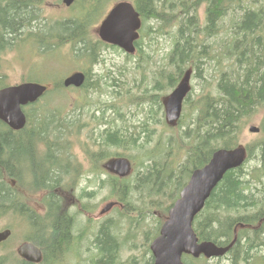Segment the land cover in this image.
Returning <instances> with one entry per match:
<instances>
[{
  "label": "trees",
  "instance_id": "16d2710c",
  "mask_svg": "<svg viewBox=\"0 0 264 264\" xmlns=\"http://www.w3.org/2000/svg\"><path fill=\"white\" fill-rule=\"evenodd\" d=\"M98 1L78 0L74 12H71L72 15L56 21L53 25L55 29L52 28L53 31L50 34L55 37L49 44L50 48L46 49L70 44L71 57L90 65L99 62L103 48L117 50L101 42L89 30L91 25L97 23L101 14L93 15L89 22L85 20V16L97 6ZM130 1L140 13L143 22L141 36L135 42L137 49L135 56L138 58L149 59V55L143 50L142 38L146 33L148 20L156 21L155 30L158 34L167 32L165 28H173L172 48L168 53L167 63L169 62L175 71L166 75L167 85L153 78L155 80L153 89L157 91L169 89L179 80L186 67H192L197 78L206 83L207 79L202 69L206 61H213L216 58L214 62L219 65L221 59V63L225 62L226 66L215 82L216 94L203 96L196 109V117L190 118L182 129H180L181 126L171 127V135L167 136L164 142L158 140L153 147L148 146L154 133L153 129H149L148 119L140 122L141 126L137 131L129 132L123 123L121 127H113L114 119L109 118L107 120L109 127L99 131V134L97 131L96 139L99 140L97 142L92 140V147L99 148L96 151L92 150L91 160L94 167L96 162L99 163L98 158L111 157L110 148L117 147L123 150H134L135 154H128L129 158L133 159L138 168H147L148 171L135 172L132 180H119L108 174L107 180L99 181L101 185L105 183L111 196L115 194L117 197L119 193L124 206L122 210H116L117 219L112 224L117 227L119 220L123 219L127 223L128 234L122 241L118 240L117 235H114L110 226L106 224L110 221L105 222L104 228L101 227L96 233L94 232L93 245L96 251L92 249L86 252L89 255L94 252L95 256L91 264H120L118 253L121 243L131 236L136 237L139 229L142 230L141 235L146 243L144 250L149 254L145 264H152L153 258L148 245L158 234L162 216L166 214L179 189L186 183L185 179H188L194 168L203 166L216 148L235 146L239 142V132L248 119L253 114L264 110V0ZM42 2L43 0H0V57L2 50L17 48L22 42L23 34L34 38L38 49L47 51L42 48L44 41L40 39L44 36L41 33L52 26L49 25L45 29L42 24L36 26L32 24L39 18L36 12ZM201 8L203 18L200 23L197 12ZM227 14L235 15L220 37L217 35L218 31L223 29L220 22ZM149 28L148 25L147 33L150 31ZM200 34L203 35V39L215 36V39L219 37V40L209 45L200 37ZM130 57L127 56V58ZM1 67L0 61V70ZM85 71L86 81L81 87L84 94L81 101L75 102L71 107H51L44 100L39 99L25 107L27 123L23 129L11 131L0 121V215L18 211V215L24 214L22 217L27 219L32 227L37 225L39 230L34 231L33 236L42 247L45 258L55 259L50 264L56 262L59 256L57 254L59 245L79 250L80 245L83 244V239L77 240L78 243L75 246L70 245V242L66 244L70 223L60 214V200L54 191L57 186L62 188L63 185H69L74 180L72 175L76 172L74 168L77 163L71 153L70 138L73 133H77L83 127L80 119L81 109L88 106L87 110H92L93 113L98 112V116L94 114L93 118L105 123L104 110L114 109L117 119L120 120L124 116L121 112L122 108L115 103L105 106V102L101 100L98 103L89 102L88 89H96L98 86L90 84L92 73L89 69ZM3 77L4 74L0 72V83ZM112 80L113 82L109 85L114 87L111 93L118 99V96L124 93L119 88L115 93L114 84L120 87L123 81L115 77ZM53 88L60 91L63 86L60 81H57L54 82ZM46 93L47 95L58 94L55 91ZM149 97L158 99L159 95L151 93ZM154 101L157 106L153 107L155 102L151 106L150 119L158 123L161 120L157 115L162 106L159 100ZM75 111L76 119L72 121L70 115ZM122 121L125 123L124 119ZM162 124L165 125L164 122ZM164 128L169 129L165 126ZM259 132L263 134L259 141L245 144L247 153L242 166L224 174L193 223L199 239L211 240L217 245L228 244L233 236L234 226L240 223L243 225L237 230V239L228 252L231 255L230 264H250L253 258L256 261L264 260V252L261 253V249H264V224L262 223L264 221V171L261 172L259 169L255 173V170L253 171L254 174L251 177H256L254 179L257 181L254 186L253 181L246 178L250 174L243 171L244 165L249 163L252 157L260 156L261 161L264 160V117ZM141 139H143L142 142L139 141ZM29 152L30 155H28ZM180 161L184 163L177 167L176 163ZM146 162L148 164H142ZM258 162L260 161L256 160L254 167H258ZM26 167L28 170L25 171ZM184 173L186 178H181ZM24 175L26 180H23ZM10 179L16 182V187L9 185ZM121 183H132L135 189L129 192H138L139 198L140 195L141 198L144 197V193L147 197L153 194L160 195V203L154 205L157 218L151 226L144 219L149 214L154 217V213L151 212L154 206L152 205L150 209V205H146L143 200H140L143 203L141 206L136 205V200L127 194L128 187L119 185ZM144 184L147 185L143 188ZM19 185H26L25 190L17 187ZM147 186L149 190L146 192ZM39 190L45 192L39 200L46 208L42 216L27 205L31 195L36 196ZM83 193L88 198L93 197L94 191L83 190ZM128 197L134 201V206L128 202ZM258 224L262 231L256 228ZM249 232H253L254 235L250 236ZM260 232L262 236L258 237ZM10 260L12 264H30L17 258L13 253L2 255L0 264H11ZM124 262L135 264V257Z\"/></svg>",
  "mask_w": 264,
  "mask_h": 264
},
{
  "label": "rangeland",
  "instance_id": "374dc122",
  "mask_svg": "<svg viewBox=\"0 0 264 264\" xmlns=\"http://www.w3.org/2000/svg\"><path fill=\"white\" fill-rule=\"evenodd\" d=\"M120 0H108L107 3L105 0H99L96 7H94L86 16L85 20L86 22L90 21L92 16H98L99 14H102V16L99 18L97 24L95 22V25H91L89 27V30L91 33L96 34V26L99 24L100 20L104 17L107 10L110 9L113 4L118 2ZM75 5V4H74ZM76 6V5H75ZM74 7V6H73ZM64 7L60 0H43L42 4L40 5V8L37 10L36 13H38L39 18L35 20L32 24L33 26L42 24L43 28L47 29L49 25L52 27L47 29L46 32H42L41 35L44 36L40 40L44 41L42 44L43 49L50 48L49 44L52 43L54 35H51L52 28L55 29V26H53L56 21L66 18L71 14V12H74L75 8L73 9ZM199 15V22H202L203 18V10L202 8L197 12ZM237 14V12H236ZM37 15V14H36ZM235 14H227L222 21L220 22L221 27L223 29H220L217 33L218 36H222V33L228 28L229 22L231 18L234 17ZM148 25L150 26L149 32L147 33ZM146 33L143 36V50L146 51V53L149 55V59L143 60L144 58H138V56H135L136 54L131 55L130 58H127L126 54L115 49L111 48H103L101 51V57L98 63L95 65L90 66L89 63L85 61H76L74 59H71L69 56H71L70 52V44H62L59 47H56L54 49H46L47 51H42L37 48L35 39L31 38L27 35L23 36L19 46L15 50H2L1 51V57L0 61L2 64L0 72L4 74L3 82L0 83V85H7V84H13L20 82L23 78L29 81H39L43 82L44 84L50 86L52 90L49 91H55V93L58 94H49L42 98L45 103H48V106L51 107H64L68 108L71 107L72 104H75V102L81 101L82 95L84 94L83 90H74L70 88H63L60 91L53 88L54 82H57L64 78V76L70 74L71 71L74 70H86L91 69L92 75L90 78V84L98 86L96 89H88V100L89 102L98 103L100 100L104 101L105 106H108L109 104L115 103L116 106H118L121 109V112L124 114L122 120L124 119L125 123L117 119V116L115 115L114 109L111 110H104V114L106 117V120L111 118L114 119L113 127H121V124L123 123L124 126H127V129L129 132L131 131H137L140 128V122L148 119L149 129H153L154 133L152 135V139L150 140V144L148 143V146L153 147L156 142L162 141L164 142L167 138V136L171 135L170 129H165L163 124L161 122L154 123L152 119H150V110L151 106H153V103L155 102L154 97L148 98L151 93L153 92L155 94L159 95V98L161 96H165L170 92V88H165L162 91H157L156 89H153V82L152 78L155 71H163V74H166V72H173L175 71L173 67L168 66L167 63V56L169 51L172 47V29L173 28H165L167 29V32L164 31L156 32V26L157 23L155 20L151 19L146 22ZM42 28V29H43ZM95 28V32H94ZM44 30V29H43ZM201 38L203 39V35L200 34ZM10 38V37H9ZM203 40H206V42L209 45H213L214 42L219 40V37H217V40L214 37H207ZM13 43V41H11ZM218 48V47H217ZM219 49V48H218ZM5 51V52H4ZM4 52V53H3ZM216 59V58H215ZM213 59V61H206L202 65L203 69V75H205V78L207 79V82L205 83L200 78H197L196 74H194V78L192 80L193 84V92L189 98L188 103V116L190 118L196 117V109L198 102L202 100L203 96L206 94L209 95H215V89L212 88L215 81L217 80L219 73L221 70L224 69L226 66L225 62L221 63L222 60L220 59L219 65L216 64ZM217 60V59H216ZM217 62V61H216ZM219 62V61H218ZM217 62V63H218ZM221 64V68H220ZM118 78L123 81L122 86L116 87L114 89V92L116 93L117 88L121 89L124 94L121 96L113 95L111 93L112 88L109 86L113 80L112 78ZM161 94V95H160ZM90 106V105H89ZM156 108V105L153 106ZM88 108V106H86ZM86 108L81 109L80 119L81 122H83V127L77 132L73 133L70 139V147L72 155L79 160L80 163H85V158H89V156H92V150H99V148H93L92 147V140L97 142L99 139L96 137L98 135L97 131L100 129L103 130V128H108L109 125H107V122L105 124H101L93 118L94 114L92 110H87ZM187 111V110H186ZM66 113V112H65ZM77 115V112L75 111L71 116L72 121H75V117ZM96 115V114H95ZM160 117V120H164L162 110H159L158 115ZM104 117V118H105ZM264 117V110L259 111L251 116V118L248 119V121L244 124L243 129L239 132L238 141L241 144H252L256 141H259L258 139H261L263 137V134L261 132L258 133H252L248 130V127L250 125H256L260 127L261 121ZM93 118V119H92ZM185 122L180 129H182L184 126H186ZM99 134V132H98ZM96 135V136H95ZM160 136V138H159ZM140 142L143 141V139L139 140ZM146 147V146H145ZM87 151V152H86ZM110 151L112 154L114 153H124V156H128V154H135L134 150H123L118 149L117 147L110 148ZM141 153V151H140ZM26 155V154H24ZM30 155V152L29 154ZM113 156V155H112ZM155 160V158H153ZM185 159V158H184ZM132 161L134 168H136L133 172H139V173H145L148 171L147 168H138L137 164H134L133 159L130 158ZM258 162V167H254V163ZM145 161V160H142ZM156 161V160H155ZM264 161V160H263ZM261 161L260 156L259 157H252L250 159V162L246 163L244 165L243 171L248 172L250 175H247V179L250 178L253 182V186L257 183V181L254 179L256 177H251L256 172L257 169H259L261 172L264 171V162ZM88 162V161H87ZM263 162V163H262ZM184 162L180 161L176 163V166L179 167ZM142 164H148L142 163ZM73 166V165H72ZM242 166V165H241ZM75 167L80 168L79 165H75ZM28 170V167L25 168V171ZM80 170L83 172L84 169L80 168ZM255 170V171H254ZM254 171V173H253ZM251 172V173H250ZM131 174V175H132ZM130 175V176H131ZM160 176V175H159ZM83 178V176H82ZM181 178H186V175L181 176ZM26 180V177L24 175L23 180ZM132 180V179H131ZM184 180V179H183ZM187 180L185 179V182ZM75 183H71V185H74ZM148 184V183H147ZM144 184L143 188L147 185ZM63 185V183H61ZM119 185L127 186L125 183H121ZM64 186V185H63ZM130 186H133L131 183ZM26 186L23 185V188ZM121 187V186H120ZM257 187H259V184H257ZM129 188V187H128ZM149 190V186L145 188V191L147 192ZM255 191V189H254ZM256 192V191H255ZM128 196L133 198L136 205L143 204V200L146 205L154 206L158 205L159 200L161 199L160 195L156 196L153 194V196L147 197V195L144 193V197L139 198L138 192H128ZM36 199V198H35ZM110 199L108 188H97L94 192V195L91 199V205L93 208H97L98 205L102 204L105 200ZM167 201V200H166ZM153 204H152V203ZM29 205H31L34 210L42 214L43 213V207L40 202L36 203L35 201L28 202ZM155 206L152 208L154 209ZM17 213H5L0 215V229H3L5 227H9L12 229V235L11 237L0 247V257L2 255H8L11 254L12 250L14 251V248L25 240V237H31L35 233L34 231H38L39 227L35 225L34 227L30 226L29 224L26 225V220L22 217L23 215H18ZM116 209L110 210L107 213H105L104 216L100 217L98 220H95L92 222V230H90V234L87 236H93L94 232L96 230V226L98 222L102 221H110V229L113 234L117 233L118 240L122 241L125 239V236L128 234V228L127 223L123 221V219L119 220V224L117 227H114V220L117 219ZM99 215V214H98ZM145 222L148 223L150 226L155 221V217L152 216V214H149L145 219ZM38 223V222H36ZM113 223V224H112ZM264 224V221L262 222ZM258 229L262 231V228H260V224L256 225ZM141 229H139L138 234L136 237L131 236L128 239L124 240L123 243H121L118 253V259L122 262L124 260L130 259L132 257H135V264H145L146 260L149 258V254L145 252L144 249H146V243L144 238L141 235ZM250 236H253V232L248 233ZM262 236V232L258 234V237ZM145 243V244H144ZM144 245V246H143ZM144 247V248H143ZM263 253L264 249H261ZM95 251V250H94ZM94 252L91 253V255L86 254L83 249H81L77 254H74V252L69 250L68 252L64 253L63 256L58 257L56 262L54 261L53 264H89V261L85 260L87 259H94ZM262 258V257H261ZM202 260H194L191 258H188L187 261H190L191 264H230L231 263V255H225L220 258H200ZM55 260V259H53ZM46 261V262H45ZM49 261V263H47ZM264 260L258 259L256 261L254 258L251 260L250 264H264ZM45 262V263H44ZM43 264H50L52 262V259L49 260V258L44 259ZM11 263V260H10ZM7 264V263H3ZM12 264V263H11ZM125 264V262H124ZM245 264V263H240Z\"/></svg>",
  "mask_w": 264,
  "mask_h": 264
},
{
  "label": "water",
  "instance_id": "95a60500",
  "mask_svg": "<svg viewBox=\"0 0 264 264\" xmlns=\"http://www.w3.org/2000/svg\"><path fill=\"white\" fill-rule=\"evenodd\" d=\"M73 1L62 0V3L69 6ZM140 25L139 14L133 5L128 1H120L101 21L97 27V35L102 41L116 45L127 53H133L134 41L138 38ZM188 72L185 74L184 81H181L164 100L166 121L169 124H174L180 116L182 99L189 90ZM84 79L85 75L82 72H75L63 79V85L80 86ZM45 90L46 86L34 82L0 89V120L14 130L22 128L25 124V115L21 106L35 101ZM249 130L256 132L258 128L250 126ZM245 155L246 151L242 146L232 149L220 148L212 153L207 165L192 172L188 183L180 191L178 199L168 210L159 235L150 243L153 264H183L182 254H190L194 257L201 254L207 258L218 257L231 248L236 239L235 235L226 246H218L208 240L198 242L192 229V220L195 214L203 208L206 199L224 173L229 168L239 165ZM110 166L120 176H124L129 169L127 160L123 158L112 161ZM111 206L112 204H108L103 211ZM9 234V229L0 231V242L5 240ZM18 253L31 262L41 260L39 249L30 243L21 245Z\"/></svg>",
  "mask_w": 264,
  "mask_h": 264
},
{
  "label": "flooded vegetation",
  "instance_id": "af4514ba",
  "mask_svg": "<svg viewBox=\"0 0 264 264\" xmlns=\"http://www.w3.org/2000/svg\"><path fill=\"white\" fill-rule=\"evenodd\" d=\"M106 3H107V1H106ZM168 60H169V56H167V61ZM168 66L171 67L172 65H170L168 62ZM168 74H171V72H166V74H163V71H155L153 78L159 79L160 83H166V85H167L166 81H167L168 77H166V75H168ZM183 74H184V72H182V75ZM194 74H195V72L193 71L192 76H191V84H192V80L194 78ZM182 75L180 76L179 80L175 83V85L180 81ZM153 78H152V82H153V86H154L155 80H153ZM153 86H152V88H153ZM192 87H193V84H192ZM71 89H75V88H71ZM192 92L187 95L186 102L189 101V98H190ZM164 99H165L164 95L161 96L160 98L158 97V99H157L161 103V106H162L161 109L162 110L164 109V104L162 102V101H164ZM200 102H201V100L198 102V105L200 104ZM154 105L157 106V103L155 102ZM198 105H197V107H198ZM80 168L84 169V171H83L84 173L87 171H90V169H91V168H88V166H83V165H81ZM80 168L78 169V167H75L74 169H76V172H80V175H82L83 172L80 170ZM74 181H75L74 185H71V183H70L69 185H67V187L62 188V189H60L61 187L57 186L56 188H54V191L56 192V194L60 200V205H61L60 214L63 215L67 219V221L70 223L69 238H68L66 244L68 242H70L69 243L70 245L75 246V244L78 243L77 240H80V239H83V244L82 245L79 244L80 245L79 250L73 249L74 247H72V248H70L68 246L61 247L59 245L58 246L59 250L57 253L59 255L58 257L63 256L64 253L68 252L71 249L74 252V254H77L81 249H83L85 251V253L92 251V249L95 250V246L93 245V242L95 240V236L94 235L93 236L91 235L89 237H87V236L90 234L89 231L92 230V229H90L92 226V222L95 220H98L100 217L94 215L93 214L94 211L92 210V207L90 205H88L87 203H85L84 201H82L86 197V194L82 193L83 185H84V190L87 191V187L90 185V183H78L76 178L74 179ZM97 184H99V183H97ZM117 198L119 200V195ZM119 201H121V200H119ZM123 206H124V203L122 202V206H120V208L119 207H114V208H118V209L122 210ZM114 208H112V209H114ZM105 222H108V221L98 222V224L96 226L95 233L97 230H100L101 227H103V228L105 227L103 225V224H105ZM106 224H108L110 226L109 223H106ZM27 241H29V240H27ZM38 247H40V246H38ZM40 249L42 250L41 247H40ZM41 252H43V251H41ZM43 253H42V255H43ZM85 260L89 261V264H91L92 259L85 258Z\"/></svg>",
  "mask_w": 264,
  "mask_h": 264
},
{
  "label": "bare ground",
  "instance_id": "6f19581e",
  "mask_svg": "<svg viewBox=\"0 0 264 264\" xmlns=\"http://www.w3.org/2000/svg\"><path fill=\"white\" fill-rule=\"evenodd\" d=\"M259 132V128H258V130L255 132V133H258ZM245 158H246V155H245V157H244V159H243V161L239 164V165H237V166H235V167H232V168H229L227 171H229V170H231V169H235V168H237V167H240L243 163H244V160H245ZM208 162H209V160L203 165V166H205V165H207L208 164ZM202 166V167H203ZM226 171V172H227ZM192 172H193V170L191 171V174H192ZM225 172V173H226ZM224 173V174H225ZM191 174H190V176H191ZM224 176V175H223ZM223 178V177H222ZM222 178L216 183V186H217V184L222 180ZM186 183H187V181H186ZM186 183H185V185L182 187V188H184L185 186H186ZM243 226V225H242ZM227 245V244H226ZM152 255V254H151ZM152 258H153V255H152Z\"/></svg>",
  "mask_w": 264,
  "mask_h": 264
}]
</instances>
